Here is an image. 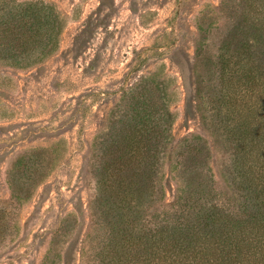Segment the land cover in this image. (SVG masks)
<instances>
[{"label": "rangeland", "instance_id": "rangeland-1", "mask_svg": "<svg viewBox=\"0 0 264 264\" xmlns=\"http://www.w3.org/2000/svg\"><path fill=\"white\" fill-rule=\"evenodd\" d=\"M26 1L0 9L18 14ZM45 1L65 18L56 50L0 57V264H133L106 247L128 226L103 194L119 189L118 120L143 77L173 123L154 188L134 195L135 227L174 226L211 205L248 214V198L264 206V0ZM239 21L258 38L245 60L224 46ZM192 195L197 206L182 208ZM259 246L244 247L245 264L264 262Z\"/></svg>", "mask_w": 264, "mask_h": 264}, {"label": "trees", "instance_id": "trees-1", "mask_svg": "<svg viewBox=\"0 0 264 264\" xmlns=\"http://www.w3.org/2000/svg\"><path fill=\"white\" fill-rule=\"evenodd\" d=\"M3 10V14H0V57L32 59L36 54L44 52L47 55L56 50L65 18L52 3L45 0L26 1L22 3L18 14L5 9H0V13ZM238 23L236 29L228 32L224 46L228 51L234 48L245 60L249 56V43L254 40L253 37L255 40L258 38L251 29H247L246 21ZM230 60L232 59L226 58L223 62L230 66ZM152 81L150 77H143L132 89L133 92L128 93V98H124L128 104L126 108L129 109L118 120L122 124V132L118 142H115L120 146L117 158L121 168L116 178L119 189L106 192L103 190V195H108L109 198L104 206L108 205L111 210L119 213L118 216L121 215V226L118 228L122 227L124 232L128 226L129 233L126 232L125 238L121 240L122 246H118L120 243L114 238L107 240L106 247L113 248L115 245L116 252L129 254L127 259L133 264H245L244 247L253 254H261L256 250L264 242L259 237H264V233L253 231L264 229L263 199L253 203L248 198V207L252 208L246 207L249 213L244 215L225 214L218 206L211 205L206 209L199 208L193 217L179 220L174 226L168 225L173 222L170 221L166 225L159 224L153 228L135 227L141 211L136 210L137 197L134 195L145 199L149 196L146 193L154 188V176L159 173L158 166L164 159V150L170 141L173 123V114L169 107L152 97ZM113 123L116 124L115 121ZM199 138L201 137L196 136V140ZM196 144L193 142L189 149V154L192 155L190 158L193 157L194 161L199 159L197 156L200 154ZM109 166L110 164L104 168L101 179L103 183L109 179ZM184 170L193 173L190 167L186 166ZM110 192L113 193L109 194ZM194 195L191 199L187 198L181 207L194 209L198 202ZM125 216L128 220L124 219ZM126 235L132 237L127 238ZM132 248L135 249L134 254L131 253Z\"/></svg>", "mask_w": 264, "mask_h": 264}]
</instances>
